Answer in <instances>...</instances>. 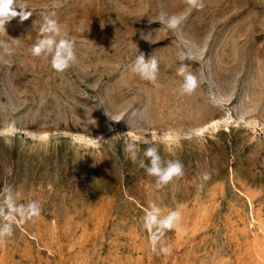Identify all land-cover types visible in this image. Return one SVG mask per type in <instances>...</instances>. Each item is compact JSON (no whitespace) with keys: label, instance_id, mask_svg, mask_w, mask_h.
Segmentation results:
<instances>
[{"label":"rangeland","instance_id":"obj_1","mask_svg":"<svg viewBox=\"0 0 264 264\" xmlns=\"http://www.w3.org/2000/svg\"><path fill=\"white\" fill-rule=\"evenodd\" d=\"M24 3L0 27V205L12 189L41 210L15 220L0 264H264V0ZM45 15L74 43L62 72L30 52ZM140 53L155 83L130 71ZM150 146L183 174L157 188ZM150 202L181 212L156 244Z\"/></svg>","mask_w":264,"mask_h":264},{"label":"clouds","instance_id":"obj_2","mask_svg":"<svg viewBox=\"0 0 264 264\" xmlns=\"http://www.w3.org/2000/svg\"><path fill=\"white\" fill-rule=\"evenodd\" d=\"M195 3V0H190ZM17 6L21 11L17 12ZM27 5L24 0H0V27H4L5 23L12 17L17 15L21 20L26 19L31 12L24 11ZM202 7V4L197 5ZM161 22L167 27H175L176 20L172 17L162 16ZM40 38L30 48L33 56H45L50 58V65L56 72H62L76 63L77 55L74 49V43L70 39L61 35V28L55 19L45 15L43 23L39 28ZM7 47V45H4ZM189 54L181 53V61L191 59ZM158 60L154 56L145 58L143 53L135 55V59L130 65V71L138 75L141 79L155 83L158 73ZM177 75L182 78L180 84L181 93H191L198 86L197 78L187 71L186 66L181 64L177 68ZM220 103L219 101H217ZM128 149L135 158L133 145H128ZM147 158V164L141 161V166L145 168L149 176L156 177V187L160 188L167 185L174 177L183 174L182 164L179 161L163 162L155 147H148L144 151ZM207 176H205V179ZM17 193L9 189L5 199L0 205V242L5 238L11 237L13 234V225L17 218L22 221H28L40 214V204L33 200L26 204H17ZM181 220V212L179 210H170L167 214H163L161 208L150 202L142 217V227L149 233L150 242L156 244L159 242L160 236L166 230H180L179 224ZM162 251L168 252L170 249L163 248Z\"/></svg>","mask_w":264,"mask_h":264}]
</instances>
